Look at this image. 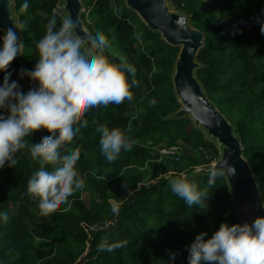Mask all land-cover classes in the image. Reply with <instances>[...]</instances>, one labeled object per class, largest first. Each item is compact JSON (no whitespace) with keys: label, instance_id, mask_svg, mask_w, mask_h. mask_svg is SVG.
Here are the masks:
<instances>
[{"label":"trees","instance_id":"obj_1","mask_svg":"<svg viewBox=\"0 0 264 264\" xmlns=\"http://www.w3.org/2000/svg\"><path fill=\"white\" fill-rule=\"evenodd\" d=\"M189 15L190 24L204 34L194 76L208 99L216 105L238 135L264 200V35L258 18L264 20V0H169ZM81 20L91 35L100 30L109 47L105 54L121 58L135 68L129 80L132 99L107 107L90 108L87 127L65 142L64 148L79 147L76 168L84 187L66 203L41 215L37 200L26 191L27 180L39 167L28 148L14 154L13 167H0V264H188L187 245L201 231L210 236L224 221L240 223L231 204V194L222 171L211 187L210 175L194 174L210 167L220 157V148L187 116H173L180 108L172 85L178 47L161 39L123 0H81ZM11 0L21 53L10 62L9 82L21 91L34 87L20 70L31 69L38 53L36 42L44 35L54 14L59 25L62 0ZM4 72H0V82ZM100 125L118 127L130 141L129 151L107 162L100 152ZM49 133L34 131L26 144L40 142ZM181 144L178 160L158 159L157 145ZM183 175L198 190L209 194L201 205L188 206L169 187V180ZM90 197L86 202L81 192ZM119 205L118 215L110 211ZM107 224V227L105 225ZM127 244L112 252L97 251L100 242ZM207 264V262H205Z\"/></svg>","mask_w":264,"mask_h":264},{"label":"clouds","instance_id":"obj_2","mask_svg":"<svg viewBox=\"0 0 264 264\" xmlns=\"http://www.w3.org/2000/svg\"><path fill=\"white\" fill-rule=\"evenodd\" d=\"M27 8L28 0H23L21 12ZM258 22L264 35V20L258 18ZM77 26L71 17L62 18L59 25L55 14L48 19L44 35L35 44L38 59L31 69L19 73L21 78L27 76L35 82L25 92L16 80L9 82L11 73L7 71L21 53L22 41L15 27L0 30V72H4L0 82V167L6 162L13 167L14 154L28 148L39 167L28 178L26 191L37 200L41 215L54 211L85 186L76 168L79 147H67L61 152V146L70 143L80 128L87 127L84 117L90 108L130 101L131 87L136 83L129 80L135 73L133 66L123 58L117 62L105 54L109 42L100 30L91 35L81 29L78 34ZM40 129L49 134L38 143L26 144L24 138ZM96 131L100 134V152L107 162L116 160L122 149L129 151L135 143L118 127L100 125ZM228 169L235 172L231 166ZM217 175L209 177V187ZM169 187L188 206H200L210 194L206 189L198 190L183 175L171 178ZM259 209L261 214L250 223L222 221L210 236L206 231L196 234L186 246L188 264H264V200ZM110 211L118 215L119 205L112 203ZM0 220H8L6 212H0ZM126 244L127 241H102L97 251L112 252ZM174 258L175 253L169 252L167 264H174Z\"/></svg>","mask_w":264,"mask_h":264},{"label":"water","instance_id":"obj_3","mask_svg":"<svg viewBox=\"0 0 264 264\" xmlns=\"http://www.w3.org/2000/svg\"><path fill=\"white\" fill-rule=\"evenodd\" d=\"M66 17L77 21V32L81 29L90 34L81 20L83 4L81 0H62ZM125 6L133 10L150 29L159 32L170 46L178 47L173 66L172 85L180 102V108L173 116L190 117L196 126L220 148V157L210 167H200L194 174L210 175L222 171L231 194V204L240 223L251 222L261 214L259 209L260 191L248 161L242 154L238 135L225 116L218 110L203 91L194 76L198 67L196 55L203 46V32L189 23L185 14L171 11L167 0H123ZM15 27L11 1L0 0V30ZM18 35V31L16 28ZM228 166L235 169L232 174Z\"/></svg>","mask_w":264,"mask_h":264},{"label":"built area","instance_id":"obj_4","mask_svg":"<svg viewBox=\"0 0 264 264\" xmlns=\"http://www.w3.org/2000/svg\"><path fill=\"white\" fill-rule=\"evenodd\" d=\"M183 151L184 148L181 144H174L170 146L160 144L156 146L158 159H161L162 157H171L173 160H178Z\"/></svg>","mask_w":264,"mask_h":264},{"label":"rangeland","instance_id":"obj_5","mask_svg":"<svg viewBox=\"0 0 264 264\" xmlns=\"http://www.w3.org/2000/svg\"><path fill=\"white\" fill-rule=\"evenodd\" d=\"M10 1H11V0H10ZM205 1H206V2H209L210 0H205ZM62 4H63V1H62V3L58 6V10H59L60 12H64V10H63V8H62ZM167 4H168V6L170 7L171 11L176 12V13L185 14V15H187V16L189 17V15L186 14V12H184V11H182V10H179V9L176 7V5H175L174 3H172L171 1L167 0ZM82 11H83V10H82ZM82 11H81V12H82ZM189 23H190V21H189ZM16 28H17V31H18V27H17V26H16ZM177 49H179V48H177ZM168 158H171V157H168ZM81 196H82L83 200H85L86 202L88 201V198L90 197L89 193L86 192V191H82V192H81Z\"/></svg>","mask_w":264,"mask_h":264}]
</instances>
